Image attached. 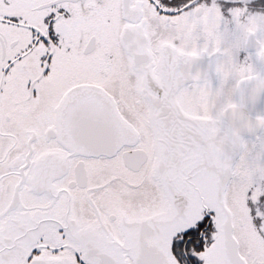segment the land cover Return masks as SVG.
Listing matches in <instances>:
<instances>
[{
    "label": "snow or ice",
    "instance_id": "obj_1",
    "mask_svg": "<svg viewBox=\"0 0 264 264\" xmlns=\"http://www.w3.org/2000/svg\"><path fill=\"white\" fill-rule=\"evenodd\" d=\"M0 264H264V0H0Z\"/></svg>",
    "mask_w": 264,
    "mask_h": 264
}]
</instances>
